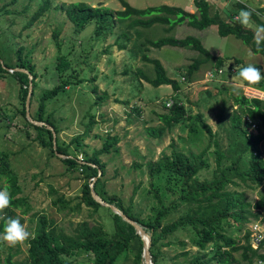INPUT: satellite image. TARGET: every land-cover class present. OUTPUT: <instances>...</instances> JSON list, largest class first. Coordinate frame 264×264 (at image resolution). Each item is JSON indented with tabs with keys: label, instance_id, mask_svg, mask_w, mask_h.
<instances>
[{
	"label": "rangeland",
	"instance_id": "1",
	"mask_svg": "<svg viewBox=\"0 0 264 264\" xmlns=\"http://www.w3.org/2000/svg\"><path fill=\"white\" fill-rule=\"evenodd\" d=\"M6 1L2 0L0 4ZM26 1L21 0L18 5L7 8L16 11ZM42 1L44 0H28V7L18 15L1 13L0 29L6 40H9L11 48L18 43L23 45L25 57L39 75L36 78L34 96H30V113L36 115L38 94L58 81L53 69L57 54L67 56L66 60L70 62L64 74L84 78L80 83L67 84L46 102L45 112L51 114L50 118L57 129L56 142L68 145L77 159L82 160L100 148L107 138H116L109 151L96 154L104 163V173L100 172L98 176L99 186L106 195L114 196L122 206H128L130 212L142 220L150 219L157 206L149 182H152L165 205L178 194L177 190L172 188L173 180H167V172L157 177L148 176L147 161L158 160L164 155H170L172 151L181 152L188 157L191 153L199 154L205 150L203 157L208 167L201 168L198 177L209 179L211 170L216 165L214 139L223 153L228 155L226 149L232 135L231 116L233 112L239 113L234 97L264 98V79L260 81V85L248 86L241 83L237 77L240 67L249 63L260 65L261 74L264 76L261 54L251 52L248 46L231 34L220 36L215 25L204 29H196L186 23L172 28L159 23L149 27H132L129 20L134 16L123 21L114 16L115 22L111 32L97 34L95 20L86 23L81 31L75 32L73 23L59 8L60 5L65 8L71 2H85L91 7H107L114 13L122 9L120 0H48L47 10L30 27L23 28L24 21ZM126 1L137 8L168 4L180 6L190 12L195 11L192 0ZM208 1L211 14L217 12L222 19L229 21L239 12L237 3H242L253 11L264 6V0ZM258 16L264 22V13H258ZM258 26L249 18L246 27L253 30L255 38L258 35L263 36L262 32H257ZM58 28L60 51H57L52 38L53 30ZM18 32L19 39L16 37ZM121 33H126L128 40L121 37ZM187 34L197 36L212 54L226 57L225 63L218 65L215 60H206L199 64L187 79L184 73L193 59L201 56L199 52L167 45L160 48L148 47L145 53L160 60L166 75L177 81V87L174 88L171 84L150 83L149 79L155 75L153 65L141 58L143 49H137L136 44L147 38L154 39L164 35L183 37ZM234 58L239 59L241 63H233ZM91 77L94 80H91ZM93 87L95 91L92 90ZM175 100L181 102L191 114L200 113L215 132L214 136L210 137L201 130L197 133L190 132L186 126L189 119L165 129L159 136L149 134L146 128L162 125L158 114L167 112L170 105L166 103ZM21 106L18 82L14 77L0 72V150L6 152L11 168L18 174L22 186L18 196L24 195L28 204L26 210L25 205L0 209V219H4L6 223L8 218H21V223L30 236L33 234L38 213H44L54 221L57 231L68 235H76L82 222L89 225L100 224L111 234L112 211L101 205L94 212L81 201L85 172L80 170V167L69 168L60 159L63 156L50 155L49 149L34 139L36 131L27 125L20 112ZM91 114L93 121L89 126ZM240 116L245 132L263 135L257 147L258 156L264 160V127L258 120H253L247 125L246 116ZM82 133L84 136L77 142L71 141ZM248 155L249 150L246 157ZM221 160L225 161L224 165L229 164L228 157L224 159L223 156ZM236 182L229 183L226 187L242 195L245 202L252 203L264 195V185L238 179ZM5 184L6 182L0 180V187ZM58 198L63 201H58ZM250 210L256 213V209ZM250 210L243 212L240 229L234 230L238 243H243L245 232L250 233L254 222H257L262 228V233L264 232V223L258 220L259 217L251 216ZM173 218H176V214H170L165 220ZM189 235V229H180L161 241L170 242L168 245L161 243L158 248V256L163 264H184L181 252L196 251L197 248L189 242L185 247L180 244V241L186 242ZM27 245L26 240L10 247L0 240V259L11 253L13 264H29L26 257ZM138 248L139 243L133 239L129 248L117 257L114 264H135ZM260 251L264 253V242ZM240 252L241 249L236 250L233 255L238 260L237 264H244L240 260ZM90 257L89 254L80 253L71 259L77 264H90ZM254 264L264 262L255 260Z\"/></svg>",
	"mask_w": 264,
	"mask_h": 264
},
{
	"label": "trees",
	"instance_id": "2",
	"mask_svg": "<svg viewBox=\"0 0 264 264\" xmlns=\"http://www.w3.org/2000/svg\"><path fill=\"white\" fill-rule=\"evenodd\" d=\"M2 0H0L1 2ZM21 0H7L0 4V22L2 14L13 15L20 14L23 9L28 7V0L22 4L18 10L12 11L7 7L18 5ZM122 9L111 12L107 7L97 6L91 7L85 2H71L59 8L64 11L67 18L73 23L74 31H81L85 24L91 20H95V32L100 34L104 31L111 32L114 27V16L123 21L126 18L132 17L129 20V25L149 27L153 24H167L169 28L182 23H186L190 27L196 29H204L210 25H215L217 33L220 36L233 35L240 39L253 53H260L264 64V38L260 40L259 46L256 44V38L252 29L241 25L237 19L224 20L217 12L210 13V3L208 0H192L195 7L194 12H190L180 6L159 4L151 5L142 8H137L129 4L126 0H120ZM48 0L42 1L37 5L35 11L29 18L24 21L23 28L30 27L37 18L48 8ZM238 11L242 8H247L250 11V18L259 26H264V22L259 18L258 13H264V6L258 7L256 11L250 10L246 5L237 3ZM2 13V14H1ZM236 13V12H234ZM234 13L231 16H234ZM59 28L54 29L52 38L55 42L57 51H60L61 44L58 40ZM123 38L128 40L126 33H121ZM264 37V32H262ZM16 37L20 38L18 32ZM124 45V43H119ZM184 47L193 49L200 53L201 56L194 58L189 64L187 71L184 73L188 77L193 70L197 69L199 64L206 60H215L218 65H223L226 57L214 55L209 52L202 41L194 35L187 34L183 37H175L172 35H164L154 39H144L136 44L137 49L142 50L141 58L144 61L150 62L153 65L155 75L149 79L153 85L171 84L174 88L177 87V81L166 75L165 69L157 58H151L146 53L148 47L160 48L162 46ZM24 47L18 43L14 48L9 45V40L2 34L0 29V72L8 74L15 78L19 86V97L22 102L20 112L25 117L27 125L33 127L36 131L35 140L43 147L49 149L50 155L54 154L52 148V133L46 125H50L57 133V129L50 118V113H46V102L49 98L54 97L67 84H77L84 78L74 76L72 74H64L68 67L67 56L57 54L55 64L53 65L54 73L57 82L50 88L42 90L37 96L38 107L36 115L30 113L32 119L43 121L44 125L32 124L25 116V97L29 82L33 87L30 96H34L36 78L39 76L34 66L29 63L23 53ZM233 63L240 64L239 59L234 58ZM257 68L261 66L255 64ZM13 69L11 72L8 69ZM26 69L24 71L14 69ZM73 69V68H72ZM94 80L93 77L90 78ZM244 84L247 85L245 82ZM260 85V82L254 86ZM95 91V88H92ZM235 103L238 105L239 113L233 112L231 116V140L226 149L228 155L218 147L217 141L214 139L216 148L214 155L216 157V165L211 170V177L199 179L198 171L203 167H208L202 150L199 154L191 153L186 157L181 152L172 151L170 155H164L155 161H147L146 169L148 176L157 177L163 172H167V180H173V189L177 190V197L173 198L169 204L165 205L152 182L151 191L156 200V210L154 215L147 220L139 219L130 212L128 206L124 207L114 196H108L100 188L98 179V169L101 174L104 173V163L101 162L97 155L101 152L109 151L116 142V138H107L102 143L100 148L93 151L91 155L85 156L82 160H78L76 154L68 148V145L56 142V150L65 155L60 158L69 168H79L85 172V181L81 187V201L86 206L96 212L101 206L96 202L90 194L89 183L90 178L95 177L93 181L94 191L105 201L114 204L120 208L132 220L138 222L144 230L150 235L149 252L151 260L154 264H163L158 256L159 245H168L170 242H161L167 239L180 229L190 230V235L186 242L180 241V244L185 247L187 242L195 246V252L184 250L181 252L184 264H237L238 260L233 255V252L241 249V261L244 264H254L255 260L264 262V253L259 251V247L254 249L250 245L249 233L245 232L243 243H238L237 234L234 230L240 229L239 223L243 218V212L256 209V213L251 212L250 215L258 218L261 223H264V195L254 200L252 203L245 202L242 195L237 194L234 190L227 189V185L237 183L236 180L249 181L255 185H264V160L258 156V142L263 137L262 134L247 133L242 129L241 116L244 115L250 121L258 120L264 127V98L259 97H234ZM32 98H29V106ZM168 111L158 114L162 125L156 127H148V133L154 136L161 135L165 129H170L172 126L189 119L186 124L188 130L193 133L198 131L206 132L210 137H213L215 132L211 130L209 124L203 120L200 113L191 114L183 104L177 100L171 102L167 107ZM89 126L93 121L92 114L89 118ZM247 125L251 123L245 121ZM88 126V127H89ZM84 136V133L75 136L71 141H78ZM57 140V139H56ZM249 150V155L246 153ZM229 158V164L224 165V160ZM94 164V165H92ZM0 180L6 182L3 187H7L9 193L8 207L14 208L25 205V210L28 208L27 200L24 195L18 196L22 191V186L19 182L18 174L11 168L6 152L0 150ZM58 201H63L58 198ZM114 201H117L116 203ZM170 214H176V218L165 220ZM36 215V214H35ZM37 222L32 236L27 239V262L29 264H77L72 256L80 253L91 255L90 264H114L117 257L130 246V242L135 239L139 243V248L135 254V264H142V241L135 233L134 228L121 219V217L112 212L113 232L108 234L100 224L89 225L87 222H82L78 226L76 235H68L62 231H57L55 223L52 219L47 218L44 213L36 215ZM171 217V216H170ZM22 222V219H19ZM5 224L4 219H0V232ZM12 254L7 253L0 264H13L11 261Z\"/></svg>",
	"mask_w": 264,
	"mask_h": 264
},
{
	"label": "clouds",
	"instance_id": "3",
	"mask_svg": "<svg viewBox=\"0 0 264 264\" xmlns=\"http://www.w3.org/2000/svg\"><path fill=\"white\" fill-rule=\"evenodd\" d=\"M250 15L251 13L249 10H247V8H242L237 13L235 19H237L241 25L247 26L249 23ZM257 32H264V26H258ZM262 38L264 37H261L259 35L257 36V46H259L260 40ZM237 77L241 83L246 82L248 86L256 85L262 79H264V76H262L260 69L251 63L241 66L238 71ZM9 200L10 197L7 187H0V209L8 207ZM29 237L30 233L16 217L8 218L6 220V223L3 225L2 232H0V240L5 241L10 247L25 242L27 239H29Z\"/></svg>",
	"mask_w": 264,
	"mask_h": 264
},
{
	"label": "water",
	"instance_id": "4",
	"mask_svg": "<svg viewBox=\"0 0 264 264\" xmlns=\"http://www.w3.org/2000/svg\"><path fill=\"white\" fill-rule=\"evenodd\" d=\"M14 69H18V70L26 72L28 74L29 79L31 78L30 73L26 69H23V68H14ZM9 70L12 71L13 69H9ZM31 91H32V85L29 82L28 89H27V94H26L25 102H24L25 116L27 117V119L32 124L44 125L43 121L34 120L29 115V98H30V95H31ZM46 127L49 128L51 130V133H52V148L54 149V154L58 155V156L65 157V155L59 153L56 150V135H55V131L52 129V127L50 125H46ZM92 165H94V164H92ZM99 174H100V170L98 169V175ZM94 180H95V177H93L91 182L89 183L91 197L96 202H98L100 205L106 206L112 212L118 214L121 217L122 220H124L125 222H127L128 224H130L134 228L135 233L139 236L140 240L142 241V252H141L142 264H154L152 262V260H151V256H150V252H149V245H150V235H149V233H147L144 230V228L138 222L132 220L126 214H124V212L120 208H118L117 206H115L112 203H109V202L103 200L93 189V181Z\"/></svg>",
	"mask_w": 264,
	"mask_h": 264
},
{
	"label": "built area",
	"instance_id": "5",
	"mask_svg": "<svg viewBox=\"0 0 264 264\" xmlns=\"http://www.w3.org/2000/svg\"><path fill=\"white\" fill-rule=\"evenodd\" d=\"M171 102L172 101H170L169 103H166V105H170ZM246 119L247 121L251 122L250 119H248L247 117ZM263 239H264V232L262 233V228L259 227V224L257 222H254L253 228L250 230V233H249V240H250L251 247L254 249H257L260 245L262 246L264 242ZM259 251H260V247H259Z\"/></svg>",
	"mask_w": 264,
	"mask_h": 264
}]
</instances>
